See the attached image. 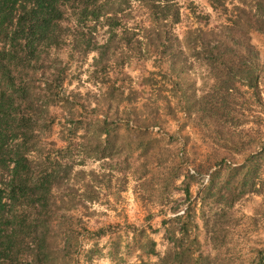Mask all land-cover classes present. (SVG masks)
<instances>
[{
  "label": "rangeland",
  "instance_id": "374dc122",
  "mask_svg": "<svg viewBox=\"0 0 264 264\" xmlns=\"http://www.w3.org/2000/svg\"><path fill=\"white\" fill-rule=\"evenodd\" d=\"M178 2L181 22L168 30L180 40L225 22L209 0ZM135 23L151 27L144 10L123 19ZM249 34L259 89L237 81L227 98L203 47L112 45L110 67L94 74L97 54L67 46L28 72L38 85L59 83L55 61L67 69L57 103L34 116L36 175L55 198L56 238L70 244L56 264H158L170 225L180 232L183 223L193 264H264V35Z\"/></svg>",
  "mask_w": 264,
  "mask_h": 264
},
{
  "label": "trees",
  "instance_id": "16d2710c",
  "mask_svg": "<svg viewBox=\"0 0 264 264\" xmlns=\"http://www.w3.org/2000/svg\"><path fill=\"white\" fill-rule=\"evenodd\" d=\"M209 4L225 22L209 30L188 31L180 40L169 34V26L181 22L178 0H0V264H56V256L70 249L68 239L56 238L55 198L36 175L33 159L39 137L34 116L39 111L48 115L46 109L57 103L67 69L55 61L52 70L59 83L38 85L28 72L49 62L52 50L67 46L81 55L96 53L94 74H99L110 67L112 45H183L194 51L203 47L200 55L208 65L209 60L217 64V76L224 78L219 88L223 98L237 91V81L258 90L260 55L249 31L264 35V0H209ZM139 10L147 12L151 27L123 25L124 18ZM104 29L108 39L101 44ZM234 45L243 55L233 54ZM232 58L245 59V67ZM189 216L186 210L173 223ZM182 226L179 232L170 225L173 239L158 264H177L183 258L193 264L192 233Z\"/></svg>",
  "mask_w": 264,
  "mask_h": 264
}]
</instances>
